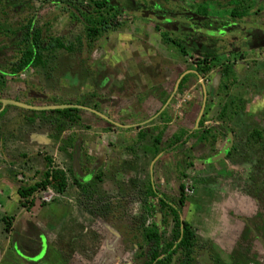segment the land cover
Wrapping results in <instances>:
<instances>
[{
	"label": "rangeland",
	"instance_id": "374dc122",
	"mask_svg": "<svg viewBox=\"0 0 264 264\" xmlns=\"http://www.w3.org/2000/svg\"><path fill=\"white\" fill-rule=\"evenodd\" d=\"M117 1L125 2H113ZM149 1L153 10L143 13L149 14L146 17L150 16L151 20L140 16L141 11L122 4L126 10L122 26L103 34L91 48L78 46L76 41V37L84 35L81 23L58 6L40 9L38 1L33 3L38 11L37 24L46 26V34L64 36L75 50L71 53L61 50L48 67L38 65L18 78L6 80L0 98L14 100L17 96H27L35 98V105L40 106L54 105L49 100L74 102L83 96L89 106L96 100L87 98L95 95L101 100L100 111L117 123L141 125L123 130L100 122L91 112H79L80 123L65 130L60 140L75 134L76 146L79 143L82 152L76 154L69 149L73 159L78 162L80 153L87 150L95 164L99 161L91 169L92 173L102 175L93 187L98 202L85 201L69 179L64 193L57 194L49 188L38 191L29 199L33 205L27 209L19 206L17 189L40 179L45 169L44 156L51 157L52 166L64 171L72 167L73 160L58 149L60 141L54 142L52 138L54 131L47 122L51 115L37 118L31 124L25 120L20 110L23 108L1 106L0 264H142L144 257L138 248L146 247L142 232L150 230L154 222L162 228L163 218L168 222L167 238L173 227L169 212L163 217V213L150 210V205L157 206V199L146 192L151 182L166 197L178 196L176 166L181 155L186 157L182 165L187 174L181 218L195 233L198 248L194 264H214L213 251L225 263L238 260L242 264H264V238L260 233L264 227V163L256 152L246 154L244 143L246 133L253 126L264 127V47L249 49L243 58L230 57L238 83L230 88L225 100L237 99L245 110L228 123L235 133L225 136L215 123L222 99L216 95L220 68L215 67L198 82L192 77L184 89L174 91L178 76L194 66V59L183 58L171 44H164L153 26V20L167 18L169 26L179 27L175 31L177 35L184 37L189 30L193 32L192 36L184 37L188 47L193 46V40L202 48L209 40L216 39L214 49L226 57L242 46L244 32L247 35L256 28L264 29V0H245L244 5L251 7V15L240 21L243 24L215 38L212 33H206L211 37L204 40H201L204 30L193 26L190 16L184 13L186 8L191 13L203 8L201 0ZM229 1L215 0L216 5L209 6V17L229 20L232 8ZM193 2L195 9L191 8ZM178 6L183 7L182 12ZM24 16L12 10L3 14L0 10V23L14 28ZM4 42L5 37L0 35V45ZM13 52L8 50L4 56L8 58ZM191 54L195 56V52ZM86 67L97 72L93 76L98 80L95 85ZM200 83L206 92L201 117L206 120L204 128L212 129L217 137L215 144L201 141L193 129L204 98ZM158 111L166 112L169 122H161ZM163 126V141H169L179 128H185L190 137L173 152L155 158L149 128L157 133ZM140 129L146 130V137L138 141L136 135ZM230 135L236 145L235 154L246 160L232 162L224 157L214 161L215 154L228 147ZM197 180H209L210 184L195 185ZM3 217L13 218L9 232L4 230ZM14 244L31 256L33 263L21 260Z\"/></svg>",
	"mask_w": 264,
	"mask_h": 264
},
{
	"label": "trees",
	"instance_id": "16d2710c",
	"mask_svg": "<svg viewBox=\"0 0 264 264\" xmlns=\"http://www.w3.org/2000/svg\"><path fill=\"white\" fill-rule=\"evenodd\" d=\"M35 1L40 3V9L48 5H52L54 7L58 6L59 9H61V11L64 13H67L70 18L81 23L83 25L84 35L82 37L80 35L79 37H76V41L78 42V46H88V48H91L92 46L94 47V44L103 34L118 30L122 26V16L126 10L120 5L124 4L125 7L130 10L139 12L141 11L140 14H142L144 10H153L152 3L149 4V0H124V3L120 1L113 2L114 0H0V10L3 12V14L9 10L14 11L18 15L25 14L21 23L18 22L19 24H17V26L14 28H12L10 25H4L0 23V35L5 37V45H0V97L5 88L6 80L18 78L21 73L25 71L27 72L31 68H36L38 65H42V67L45 68L48 67L49 64L52 63V60L55 59L57 52L61 50L70 53L75 50L73 44L68 43L64 36L46 34L48 31L46 26L42 27L37 24L36 18L38 16V11L33 7V3ZM201 1L204 7H200L196 10V12H198V14L203 17L201 20L202 27L199 28L200 30H204V32H202L204 36L201 37V40L210 38V35H206V33L209 32L214 35L213 38L219 37L218 34L220 33L225 35L228 30L231 29L233 31L235 29L230 26L231 22L243 24V22L240 21L251 15V7L249 4L246 6L244 5L245 0H230L229 4L232 8L229 9V20H214L215 18H210L208 13L210 10L209 6L216 5L215 0ZM118 2H120V4ZM195 4L196 3L191 5L192 9L194 8ZM141 6L144 8H141ZM178 9L181 12L183 11L182 6H178ZM140 16L143 17V15ZM143 18L148 21L152 19L150 16ZM168 20L169 19L167 18H165L163 21L153 20L154 29L160 33L163 43L168 45L171 44L183 58H189L190 56V59H192V57L194 59V66L184 71L188 73H186L179 82L178 91H181L187 86L191 77L196 79H205V77L215 67L218 66L220 68V79L216 95H220L222 99L219 102L220 109L218 110L215 123L225 136L228 133L234 134L235 132L233 128L228 127V123L233 121L237 116L244 112L245 108L237 99L225 100V98H228L230 88L238 83V75L234 65L230 61V57L233 59L238 57L243 58L246 54L245 47L243 48L242 45L241 47L234 49L226 57L223 56L224 54H220V51L218 52L215 50L214 47L212 48V46L215 45L214 42L217 41L216 39L209 40V44L203 45L202 48L198 43L195 42V40H193V46L190 48L185 44L186 38L184 37L192 36L193 32L191 34V31H188L186 34H183L184 37L179 36L168 26H165ZM48 28L50 29L49 24ZM197 46L199 47L200 50H198L200 52L196 50ZM8 50L14 52L10 55V57L6 58L4 55L6 52H8ZM192 52H195V56L191 54ZM86 72L89 74V76H91V78L97 73L94 70H91L89 67H86ZM97 81L98 80L96 77L92 78L94 85L97 83ZM168 97L170 98L171 94ZM14 99L29 105H34L36 103L35 98H29L27 96H23L22 98L17 96ZM87 99L96 100V105L92 106V108L99 110L101 100H99L95 95H91L90 98L88 97ZM168 100L166 102H168ZM85 101L86 98H83V96L78 97L74 102L59 103V101L49 100V102H52L53 104L76 105H85ZM1 106L2 105L0 104V110L2 108ZM8 107L10 106L8 105ZM20 110H23L25 120L31 124L35 122L37 118L45 119L48 115H51L50 117L48 116L49 119L47 122L54 131L52 136L54 142L60 141L58 149L63 152L70 160H73L74 154L72 155V153L68 151L69 149L73 151V153L79 154V152L76 151V142L78 141V138L75 134H70L64 139L60 140V135L65 130L80 123L81 117L79 116V110L76 108L49 111ZM159 117L161 122L164 124L169 122V118L166 117V112H160ZM205 121L206 120H204V117H201L197 127H193V129L195 133H199L201 141H204L206 144H215L217 137L212 134V129L209 128L206 130L204 128ZM164 129L165 126L158 128V132L155 133L154 129L151 128L150 130L149 128V131L152 134L151 143L153 145L155 156L165 155L173 152L178 146L186 144L187 139L190 137V133L187 132L185 128H179L169 141H163L162 134ZM145 137L146 130L140 129L137 132L136 139L139 141ZM227 143L230 144V138ZM244 143L247 148V152L245 153L248 154L253 151L256 152L260 158V161L264 163V127L257 125L253 126L246 133ZM77 148H79L80 151L82 150L80 146ZM235 151L236 145H233L231 142L230 147H226L225 159L231 160L232 162L246 160L243 158V156L237 157ZM218 154L216 153L215 155ZM80 155L81 158L78 159V162L81 171L89 172V168L91 167L90 165L94 161V158L84 152L80 153ZM211 157L213 156H210V158ZM184 158L186 157L181 155L176 166L177 180L179 181V185L178 196L175 199H170L166 197L165 194H161L151 182L150 188L146 192V194H148L150 197L157 199V206L150 205V210L153 212L157 211L156 213H163V217H165V214L169 212L172 217L173 227L171 235L169 238H167L166 226L168 222L165 218H163L161 221L162 228L154 222L151 224L150 230H144L142 232L143 238L146 242V247L143 249L137 245L138 248L141 249L140 255L144 257L142 264L195 263L194 255L196 249L198 248L195 233L190 228L189 224L182 220L180 209L186 202V195L184 194V191L187 186V174L185 167L182 165ZM241 158L243 160H241ZM43 159L45 161V169L42 171L40 179L31 184L21 185L17 189V195L21 200L19 204L20 207H25L27 209L32 207L33 200L29 199L41 190L49 188L57 194L64 193L69 186V179L71 180V183L77 188L81 197L85 201H93L94 203L98 202L96 200V192L93 187L101 181V173H91L89 181H80L77 175L73 174L71 166L67 171H64L52 166L51 157L45 155ZM191 164L192 162L189 163V166ZM197 181L198 182L195 181V185L199 182L206 185L210 184L209 180ZM104 207L101 208L105 210L106 207ZM99 211L100 209L96 212ZM12 219V217H3L1 219L6 232H9L12 227ZM246 230L248 234L250 231L249 228ZM260 233L264 238V227L261 229ZM13 248L18 254L21 252L17 245H15ZM211 257L214 264H242L238 260L225 263L221 260L217 253H214V251L212 252Z\"/></svg>",
	"mask_w": 264,
	"mask_h": 264
},
{
	"label": "flooded vegetation",
	"instance_id": "af4514ba",
	"mask_svg": "<svg viewBox=\"0 0 264 264\" xmlns=\"http://www.w3.org/2000/svg\"><path fill=\"white\" fill-rule=\"evenodd\" d=\"M190 10H188L187 8L184 10V13H185V15L186 16H190V18H189V20L191 21V24L193 25V26H196V27H202V23H201V20L203 19V17L202 16H200L199 14H198V12H196L195 11V13H191V12H189ZM151 14L154 16V17H156L155 15H154V12L152 13L151 12ZM144 17H146L147 15H149V14H145V13H143L142 14ZM199 15V16H198ZM156 18H160V17H156ZM165 26H169V23L167 22L166 23V25ZM172 26V27H171ZM230 26H232V28L234 29V28H236L237 26H238V24H236V23H234V22H231V24H230ZM169 28L170 29H172L174 32L175 31H177V30H179V27H177L176 25H174V24H171L170 26H169ZM231 30V29H230ZM242 31H244V29H241ZM190 31V30H189ZM219 32V31H218ZM186 34V33H185ZM191 40V39H190ZM241 42L243 43L242 45H243V48L245 47V49H246V53L249 51V49H252V48H263L264 47V29H254V30H252V33L251 34H248V32H247V35L245 34V32H244V36H243V38H242V40H241ZM186 45H187V43H185ZM189 45V44H188ZM212 48H213V46H212ZM199 49V48H198ZM197 49V51H199ZM181 75V74H180ZM180 75L178 76V78H177V80L179 79V77H180ZM192 78V77H191ZM190 78V79H191ZM190 79H189V81H190ZM196 79V78H195ZM177 80H176V82H177ZM188 81V82H189ZM196 81L198 82V79H196ZM176 82L174 83V86H175V84H176ZM178 85H179V83H178ZM203 84L202 83H200V88L202 89L203 88ZM178 88V87H177ZM176 89H174V91H175ZM173 91V92H174ZM203 92V91H202ZM204 94V93H203ZM205 98H206V95H205ZM15 100V99H14ZM100 100V99H99ZM16 101V100H15ZM202 101H203V99H202ZM202 101H201V104H202ZM20 102V101H19ZM60 103V102H59ZM73 105H76V104H73ZM96 105V101L95 102H93V103H91L89 106H86V103H85V105H78V106H81L82 108H76L77 110H79V112H82V111H87V110H84L83 109V107H86V108H90V109H93L92 108V106H95ZM33 106H37V105H33ZM40 106H46V105H40ZM63 110V109H62ZM93 110H95V109H93ZM43 111H49V110H43ZM95 111H97V112H100V113H102L101 111H100V108H99V110H95ZM88 112H91V111H88ZM91 113H93V112H91ZM94 114V116H96V117H98L100 120H102V121H100V122H106V123H108V125L109 126H111V127H114V128H120V129H123V130H125V129H132V128H138L139 127V125H141V123H136V124H124V123H117L116 121H114L112 118H110V116H108V115H105L104 113H102L103 115H105L108 119H109V121L108 120H105V119H102V118H100L99 116H97L95 113H93ZM158 115V114H157ZM80 116V115H79ZM201 118V117H200ZM111 120V121H110ZM116 123V124H115ZM137 124H139V125H137ZM131 126H133V127H131ZM131 127V128H130ZM195 127H197V125H196V122H195ZM98 128V127H97ZM76 149H77V147H76ZM85 152H86V154H88L87 153V150H85ZM90 156V155H89ZM91 157H93V155H91ZM94 158V157H93ZM96 161V160H95ZM99 162V161H98ZM97 162V163H98ZM96 163V164H97ZM95 162L93 161L92 162V164H91V167L89 168V172H83V171H81V168H80V176L79 175H77V177H78V179H81L82 181H83V179H85L84 181H89L90 180V177H91V173L93 172L91 169H92V167H94L95 165ZM95 173V172H94ZM75 175V174H74ZM31 227L32 226H29V229H31ZM32 229H33V232L35 231V232H37V230L36 229H34V227H32ZM39 239H40V237H39ZM41 240V239H40ZM40 244H41V242H40ZM15 245L16 244H14V247H15ZM21 252H19V254L17 253V251L15 250V252H16V254L21 258V260H23V261H25V262H31V263H33L32 261H31V256L29 257L27 254H25L21 249H19ZM40 250H41V248L39 247V249H38V253L40 252ZM25 256V257H24Z\"/></svg>",
	"mask_w": 264,
	"mask_h": 264
},
{
	"label": "water",
	"instance_id": "95a60500",
	"mask_svg": "<svg viewBox=\"0 0 264 264\" xmlns=\"http://www.w3.org/2000/svg\"><path fill=\"white\" fill-rule=\"evenodd\" d=\"M186 73H188V72H185V73L180 75L179 79L177 80V82L175 84V89L177 88L178 83L184 77V75ZM202 89H203V93H204V98H203V101H202V104H201L200 113H199V115H198V117L196 119V125L198 124V122L200 120V117H201V115L203 113L204 107H205V94H206V92H205L204 86H203ZM0 104L2 105V107L6 106V105H9V106H15V107H19V108H23V109H27V110H35V111L62 110V109H67V108H82L81 106L73 105V104H54V105H46V106H33V105H29V104H26V103H23V102L11 100V99H3V98H0ZM83 109L87 110V111H91V112L95 113L97 116H99L100 118L109 121V119L105 115L100 113V112H97V111H95L93 109L86 108V107H83ZM158 113H160V112H158ZM137 125H139V124H137ZM229 138H230V144H228V147H230V145H231V135L229 136ZM78 144L79 143H77V146H78ZM77 151L79 152V148H77ZM225 155H226V153L224 151V152H220L218 155H216V156H214V158L213 157L212 158H213L214 161H216V160H219L220 158H224ZM72 171H73V174L80 176V166H79V164L77 162V159H75V158L73 159Z\"/></svg>",
	"mask_w": 264,
	"mask_h": 264
},
{
	"label": "clouds",
	"instance_id": "9594fccd",
	"mask_svg": "<svg viewBox=\"0 0 264 264\" xmlns=\"http://www.w3.org/2000/svg\"><path fill=\"white\" fill-rule=\"evenodd\" d=\"M183 73H185V72H182L181 74H183ZM181 81V80H180ZM198 81H201V79H198ZM178 87V86H177ZM174 89H175V86H174ZM206 95V94H205ZM205 100H206V98H205ZM5 107V106H4ZM204 125H206V123H204ZM131 127H133V126H131ZM130 127V128H131ZM79 146V145H78ZM78 146H76V147H78ZM158 156H156L155 158H157Z\"/></svg>",
	"mask_w": 264,
	"mask_h": 264
}]
</instances>
